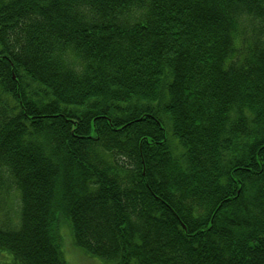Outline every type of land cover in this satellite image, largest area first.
<instances>
[{
  "label": "trees",
  "instance_id": "trees-1",
  "mask_svg": "<svg viewBox=\"0 0 264 264\" xmlns=\"http://www.w3.org/2000/svg\"><path fill=\"white\" fill-rule=\"evenodd\" d=\"M67 236L264 264V0H0V249L70 264Z\"/></svg>",
  "mask_w": 264,
  "mask_h": 264
},
{
  "label": "rangeland",
  "instance_id": "rangeland-1",
  "mask_svg": "<svg viewBox=\"0 0 264 264\" xmlns=\"http://www.w3.org/2000/svg\"><path fill=\"white\" fill-rule=\"evenodd\" d=\"M10 204L11 207L15 210L18 208V198H17V192H12L11 198H10ZM16 215V214H15ZM17 216V215H16ZM67 233L68 228L66 227ZM63 249L65 253V257L70 262V264H103V262L99 259L90 258L87 259L86 257L89 256H83V254L76 249L73 245L69 242V236L66 237V239H63ZM0 261L1 262H7V264H11L12 262V255L8 250L0 249Z\"/></svg>",
  "mask_w": 264,
  "mask_h": 264
}]
</instances>
